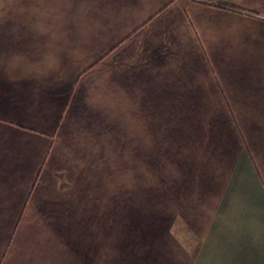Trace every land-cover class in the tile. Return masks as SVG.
<instances>
[{
	"label": "crops",
	"instance_id": "obj_1",
	"mask_svg": "<svg viewBox=\"0 0 264 264\" xmlns=\"http://www.w3.org/2000/svg\"><path fill=\"white\" fill-rule=\"evenodd\" d=\"M0 218V264H264V0H0Z\"/></svg>",
	"mask_w": 264,
	"mask_h": 264
},
{
	"label": "rangeland",
	"instance_id": "obj_2",
	"mask_svg": "<svg viewBox=\"0 0 264 264\" xmlns=\"http://www.w3.org/2000/svg\"><path fill=\"white\" fill-rule=\"evenodd\" d=\"M16 219H10V218H0V226H2L1 228L5 231L6 229V226H7V229H8V234L7 236H11V232H12V228L14 226V222H15ZM13 223V224H12ZM14 235V234H12Z\"/></svg>",
	"mask_w": 264,
	"mask_h": 264
},
{
	"label": "trees",
	"instance_id": "obj_3",
	"mask_svg": "<svg viewBox=\"0 0 264 264\" xmlns=\"http://www.w3.org/2000/svg\"><path fill=\"white\" fill-rule=\"evenodd\" d=\"M223 6H225V7H227V6H228V7H234L233 5H223Z\"/></svg>",
	"mask_w": 264,
	"mask_h": 264
}]
</instances>
